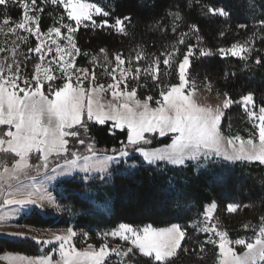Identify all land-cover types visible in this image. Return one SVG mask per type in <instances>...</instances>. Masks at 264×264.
<instances>
[{"label":"snow or ice","instance_id":"snow-or-ice-1","mask_svg":"<svg viewBox=\"0 0 264 264\" xmlns=\"http://www.w3.org/2000/svg\"><path fill=\"white\" fill-rule=\"evenodd\" d=\"M41 2L43 5L62 6L68 22H64L65 15H60L53 18L52 26L42 31L40 21L44 7L39 6L37 0H0V8L3 9L0 33L6 36L12 34L23 44L29 43V35L34 37L37 43L29 47L28 52L38 57L31 76H21L20 66L16 63L19 48L16 40L12 41L11 49L0 47V53H11V63L7 59H0V126H6L0 128V153L5 154L0 157V207H42L47 203L59 210L55 198L45 187L55 176L76 171L84 174L106 172L111 164H118L129 157L131 151L142 155L143 160L150 165L162 161L183 166L188 161L208 162L213 158L256 161L264 165V106L256 110L252 93L243 95L239 101L248 116L256 122L253 124L254 133L246 140L239 136L224 135L221 130L223 111L200 106L193 98L195 87L189 85L186 69L190 67L191 57L197 54L212 55L210 49L201 48L197 51L196 46L185 45L188 33L182 34L178 44L185 45L186 51L177 65L179 83L162 88L159 91L160 99L155 100L156 107H152V96L141 100L137 98L135 86L128 90L131 83L138 81L141 69L137 67L133 73L131 66L125 68V59L120 53L115 55V67L107 73L112 79L107 87L97 83L94 71L90 73L88 68L76 66L77 57L82 55L75 40L79 28H110L126 34L130 17H114L110 23L109 11L85 0ZM11 5L21 8L22 15L18 21H13L7 14ZM203 8L213 16L227 18L229 15L222 7L205 4ZM171 15L180 18L178 12ZM94 17H100L99 22ZM261 26L264 27V21H261ZM62 29L65 31L62 32ZM190 30L199 31L196 25H191ZM20 31L29 35H19ZM172 31H175V27ZM254 50V42L250 40L234 43L228 48L221 47L218 53L224 57L246 60ZM100 52L104 54V61L109 62L106 50L102 48ZM178 53V47L162 53L163 65L173 67ZM144 58L142 54L136 56L137 61ZM96 60L97 57L93 56L92 62ZM255 63L261 64L259 56ZM128 64H132L131 57ZM160 64L161 59L154 58L143 69L144 74L153 80L159 79ZM86 81L89 82L87 86ZM121 84L124 85L123 90ZM186 88L189 89L187 94ZM107 92L111 93L110 100H104ZM233 103L235 101L228 97L223 102V108L227 109ZM88 122L99 126L111 122L108 128L111 135L126 129V142L121 141V147L112 148L111 154H98L94 144L86 143L82 138L89 135ZM154 136H168L171 142L159 148H149L153 143L151 137ZM76 145L85 146L88 154L82 153ZM37 175L43 179L39 186L35 183L24 184L26 180L34 181ZM238 207V204H230L228 211L235 212ZM214 208L215 205H212L206 210L203 224L195 222L193 227L219 238L217 241L210 236L208 242L218 244L220 264H264V217L258 226H254L258 227V231L252 242L245 239L231 241L227 232L218 231L214 224H210ZM108 235L105 233L104 238ZM110 235L129 242L144 256L164 264L180 247L185 231L179 225L169 228L146 225L137 228L122 223ZM75 236L76 232L68 229L66 234L55 235L54 240L38 241L44 244H53L55 241L58 247L38 258L18 259L21 264H105L111 253L123 261V257L133 252V247L126 250L119 247L109 249L106 242L101 244L98 251L92 245H89L88 250H78L73 243ZM233 244L244 246L246 251L237 254L235 248L230 246ZM55 254H58L59 259H53Z\"/></svg>","mask_w":264,"mask_h":264},{"label":"trees","instance_id":"trees-1","mask_svg":"<svg viewBox=\"0 0 264 264\" xmlns=\"http://www.w3.org/2000/svg\"><path fill=\"white\" fill-rule=\"evenodd\" d=\"M37 4L44 7L40 21L42 31L52 26L53 18L65 15L60 5H43L41 0H37ZM205 4L224 8L229 13L228 17L206 13L203 8ZM112 10L108 18L110 23L114 17L131 18L130 23H127L126 34L110 28L97 29L91 26L81 27L75 34L77 46L82 53L77 59V65L88 68L90 73H100L104 78L102 83L110 79L107 73L111 65L115 64V55L120 53L125 59V66H131L133 73L137 67L141 69L138 81L131 83L129 90L135 86L140 98L152 96V102L155 103V100L160 99L159 91L162 88L178 83L177 65L182 59V53L186 51V44L196 46L197 51L207 48L214 53L221 47L228 48L234 43L255 38L257 53L246 60L216 55L203 57L198 54L191 57L190 79L192 82L209 85L213 94L226 96L227 93L235 102L243 95L252 93L256 110L264 106V34L258 35L259 31L256 32V29L262 28L261 21H264V0H116ZM176 12L179 13V19L171 15ZM2 13L3 9L0 8V21L3 19ZM7 14L13 21H18L22 15L21 8L19 5H11ZM95 19L99 22L100 17ZM64 22H68L66 15ZM191 25H196L199 31L192 32ZM173 27L175 31H172ZM184 33H188L185 45H180L178 40ZM255 33L256 37H253ZM36 43L30 37L27 45L34 47ZM173 47H178L179 53L173 67L167 68L162 63L164 57L161 54L173 50ZM102 48L108 53L110 63L104 61V54L100 52ZM141 54L145 58L137 61L136 56ZM93 56L97 57L95 63L92 62ZM258 56L261 59L259 65L255 63ZM129 57L132 59L131 65L128 64ZM156 57L161 59V64L158 69L159 79L153 80L144 74L143 69ZM248 117L241 107L230 108L223 122L225 135L246 137ZM88 128L89 135L84 137L85 142H94L100 153H111L112 148L121 147V141L126 142L127 133L116 132L111 135L108 132L109 125H93ZM152 141L149 148L167 144L171 140ZM133 161L138 164V168L114 178L112 218L107 227L115 228L122 223L137 228L146 225L155 228L180 225L185 231L183 244L178 255L164 264H219L217 243H209L211 235L198 233L193 228V223L200 221L207 208L214 203L220 219L228 212L230 204L239 205V217L244 219L234 228L231 225L225 227L232 241L254 239L258 227H252L258 226L264 217L263 165L237 164L232 166L228 174L215 177L212 173L197 174L192 165L173 169L146 166L139 157H134ZM75 182L62 181L58 187L73 188L71 185ZM98 197L100 193H90L92 200L98 199L103 203ZM96 224L97 221L93 220L90 227L92 225V229L101 230ZM245 225L251 229L246 230ZM211 238L217 240L215 236ZM145 264L161 262L148 259Z\"/></svg>","mask_w":264,"mask_h":264},{"label":"rangeland","instance_id":"rangeland-1","mask_svg":"<svg viewBox=\"0 0 264 264\" xmlns=\"http://www.w3.org/2000/svg\"><path fill=\"white\" fill-rule=\"evenodd\" d=\"M85 2L94 3L97 6L102 7L105 11H109L111 13L113 11L112 8L114 9L116 0L115 2L114 0H85ZM6 31L7 29L5 28V32ZM64 31L65 30L62 29V32ZM257 31H259V33H257L258 35L264 34L263 27L256 29V32ZM19 35L23 36L29 34L20 31ZM30 37L32 36L29 35V38ZM253 37H256V33L253 35ZM13 40H16V37L14 35L8 34L6 36L4 33H0V47H6L8 49H11L13 46L12 45ZM251 41L254 42V49H255L256 39L253 38ZM16 43L19 45V48L17 50L16 63H18L20 66L21 76L27 75L30 77L34 68V63L38 62L37 54L29 53L26 50V48L29 47L27 44H23L18 40H16ZM254 53H257L256 49L251 53L249 57H251L252 54ZM215 55L220 56L222 58H226L224 56L219 55L218 51L212 53V55L203 56V57H212ZM227 57H232V56H227ZM0 59H7V61L11 63V53L9 51L0 53ZM76 66L78 68H86V67H79V65H77V61H76ZM114 67L115 64L111 65L109 72ZM124 67L127 68L125 65ZM190 69H191V59H190V67L186 69V79L189 81L190 86L194 85L195 87V91L192 93L193 98L200 106L210 107L213 109L220 108L223 111V117L221 122V130L223 132L222 129L223 122L226 117L227 111L234 106H239L243 110L244 107L239 103L240 101L239 100L233 103L229 108L224 109L223 102L228 98V96H220L213 94L211 87L209 85L208 86L210 87V91L208 92L206 90L207 87H204L205 85L207 86V84L203 82L202 83L192 82L190 79ZM101 76L102 75H100V73L96 75L97 83H102L101 80H104L103 76L102 77ZM117 76H118V71H117ZM88 83L89 82L86 81L85 86H87ZM109 83H112L111 77L109 80L107 79L106 82L102 84H104L105 87H107ZM120 87L121 90L124 89L123 84H121ZM185 91L187 94L189 89L186 88ZM111 98L112 97L110 92L104 94V100H110ZM137 98L141 100L145 99V98H140L138 94H137ZM150 104L152 107H156L155 103L150 102ZM254 123L256 122L253 121L250 117H248L247 118L248 134L246 137L245 136L244 137L239 136V137L246 140L250 136H252V134L255 131V129L253 128ZM110 124L111 122H109V124L107 125ZM93 125L94 124H92L91 122H88V127H91ZM1 127L6 128V126H0V128ZM116 132L127 133V130L125 129L124 131H116ZM82 138L84 137L82 136ZM151 138L152 140L170 139V137L168 136L163 138H160L159 136H154ZM257 142H258V138H257ZM92 143L94 144L95 149H98L95 143L94 142ZM163 145H158L153 148H159L162 147ZM76 147L79 148L82 153L88 154L86 153L85 146L76 145ZM96 151L98 154H111V153H100L98 152V150ZM4 155L5 154L0 153V157ZM134 157L141 158L143 164L149 167L162 166L163 168L181 169L189 165H192L195 171L197 172V174L212 173L215 177H219L218 174L219 175L228 174V172L233 169L232 166H235L237 164L259 163L256 161H251V162L226 161L222 158H213L211 161L208 162L188 161L183 166L173 165L162 161L150 165L143 160L142 155H140L135 151H131L129 157L124 158L118 164H111L106 172L94 171L88 174H84L82 172L76 171L69 175L55 176V178L50 183L46 184L45 187H47L49 193L55 198L56 203L59 205V210H57L56 207L49 205L47 203H45L42 207L39 205H31L26 207H22V206L0 207V264H21V260L18 258H24V257L38 258L46 253H50V251L54 247H58V242L54 241L53 244H44V243H38V241H44L48 239L54 240L55 235L66 234L68 229H72L73 231L76 232V236L73 239V243L75 244V247L78 250H88L89 245H92L93 248L98 251L101 244L105 242L108 244L109 249L119 247L121 250H126L128 247H133L132 245H130L129 242L122 241L119 238H114L110 235V233L112 231H115L119 225H117V227L115 228H111V227L109 228L107 227V224L112 218V207L114 201L112 192L114 191V186H115L114 178L117 175L124 176L130 173L131 171L135 170L136 168H138V164L133 161ZM0 171H2V168H0ZM85 175H87L86 179H85ZM73 180H76V182L71 185L73 188H67L61 186L58 187V184L62 181H73ZM32 183H35L37 186H39L41 183H43L42 176L40 175L35 176L34 181H28V180L24 181V184L26 185H30ZM94 191L96 193H100V197L98 198L103 200V203H100L101 201L98 199L92 200L90 198V193ZM212 205H215V208L213 210L210 224H214L218 231H225L228 234V231L225 227L231 225L230 227L234 228V225L240 224V221L244 219L242 218L241 220L239 217L241 216L239 215V207L235 212L228 211L225 215L222 216L223 219H220L217 216V205L215 203ZM212 205H210L209 207H211ZM204 215L202 216V219L197 222L203 224ZM93 220L97 221L96 225L101 230H98L97 228L92 229V225L90 227V222ZM172 226L173 225L164 228H169ZM193 228H195L198 233L214 236L210 233L201 232L198 227H193ZM244 228L248 230L250 226ZM252 228H257V227L253 226ZM257 231L258 228L255 231V233ZM4 233H11V234L19 233L21 235H11ZM105 233H109L106 239L104 238ZM216 238L218 241L219 238L218 237ZM228 239L231 240L229 238V234H228ZM183 240L181 241L180 247L176 249L175 253L170 257H168V259L164 263L166 262L168 263V261L174 259L178 255V252L183 244ZM248 242H252V241H248ZM230 246L235 248L237 254H242L244 251H246V249L242 245L233 244ZM53 259L54 260L59 259L58 254L53 255ZM148 259H152V258L144 256L142 253L138 251V249L133 247V252L130 253L128 256L123 257V261H121V258L116 256L115 253H111L107 257L105 264H145L146 260ZM219 264H220V253H219Z\"/></svg>","mask_w":264,"mask_h":264},{"label":"crops","instance_id":"crops-1","mask_svg":"<svg viewBox=\"0 0 264 264\" xmlns=\"http://www.w3.org/2000/svg\"><path fill=\"white\" fill-rule=\"evenodd\" d=\"M204 87H207L206 90L209 92L210 91V87L207 85H205Z\"/></svg>","mask_w":264,"mask_h":264}]
</instances>
